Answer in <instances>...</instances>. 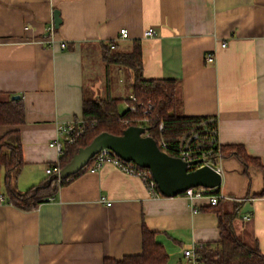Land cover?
I'll use <instances>...</instances> for the list:
<instances>
[{
    "label": "crops",
    "instance_id": "1",
    "mask_svg": "<svg viewBox=\"0 0 264 264\" xmlns=\"http://www.w3.org/2000/svg\"><path fill=\"white\" fill-rule=\"evenodd\" d=\"M150 27L157 34L145 36ZM122 28L128 37L120 38ZM136 39L145 78L180 81L179 114L216 117L219 142L243 144L258 159L222 158L216 189L229 209L241 203L237 235L264 254V0H0V94L20 95L26 113L18 126L19 189L60 170L62 155L49 144L59 124L83 117L87 69L95 70L96 58L105 64L103 46L127 50ZM93 82L92 98L102 96ZM12 128L0 125V137ZM206 206L207 198L153 195L141 178L105 163L37 207L0 202V264H104L140 255L144 225L169 253L164 264H189L186 248L221 238L217 213Z\"/></svg>",
    "mask_w": 264,
    "mask_h": 264
},
{
    "label": "trees",
    "instance_id": "2",
    "mask_svg": "<svg viewBox=\"0 0 264 264\" xmlns=\"http://www.w3.org/2000/svg\"><path fill=\"white\" fill-rule=\"evenodd\" d=\"M111 43L107 42L102 48L103 60L107 66L114 64L126 68L132 81L130 96L136 97L134 103L137 105V111L133 112L129 108L124 109L123 112L119 110V105L123 101L132 103L130 96L126 98L112 96L85 98L82 110L86 125L84 134L78 137L74 143L65 145L59 160V168L65 166L81 147L90 144L99 133L106 131L122 135L127 127L138 125L143 119H146V122L142 124L146 125L150 136L158 141L160 138H164L171 146H177L182 136L197 130L202 135L204 148L211 140L214 142L212 147L215 150V158L218 155L221 158L235 155L246 165L258 160L248 154L243 144L222 145L219 142V124L216 117L186 116L177 112L181 103L178 94L180 81L172 78H145L141 40L136 39L129 49L122 51L116 49L117 43L114 48L111 47ZM1 95L0 125H12L14 128L0 137V195L6 197L19 209L26 211L53 197L59 187L67 185L71 179L91 169L95 158L82 167V170L66 179L58 180L54 173L39 182V185L32 186L24 192L21 191L17 182L25 161L22 156V142L18 126L25 121V104L23 99H13L12 97L4 99ZM139 104L142 107L151 104L152 110L145 114ZM162 123H164V130L161 131ZM168 152L176 154L172 150H168ZM215 162L217 163V160ZM157 191L159 192L158 189ZM216 192L219 193V189ZM263 194L264 190L261 195ZM233 207L232 210L226 207L222 198L217 204L204 207L205 210L217 213L221 238L213 242H203V246L196 250L201 254L202 264H264V254L258 245H250L237 235L236 223L241 203L235 202ZM155 235L156 232L144 225L142 254L128 255L121 260L106 259L104 264L166 263L169 253L164 245L155 238Z\"/></svg>",
    "mask_w": 264,
    "mask_h": 264
},
{
    "label": "water",
    "instance_id": "3",
    "mask_svg": "<svg viewBox=\"0 0 264 264\" xmlns=\"http://www.w3.org/2000/svg\"><path fill=\"white\" fill-rule=\"evenodd\" d=\"M54 11V26L59 28L62 22L60 11ZM12 98L21 99L20 95H13ZM146 131L145 126L138 124L127 127L122 135L101 132L90 144L81 147L55 176L66 179L82 170L97 152L111 149L123 160L133 161L138 166L150 169L159 192L168 197L180 195L187 188L203 186L212 189L222 184V175L214 166L203 164L195 169L190 168V165H196L202 160L187 161L164 152L156 138L146 135Z\"/></svg>",
    "mask_w": 264,
    "mask_h": 264
},
{
    "label": "built area",
    "instance_id": "4",
    "mask_svg": "<svg viewBox=\"0 0 264 264\" xmlns=\"http://www.w3.org/2000/svg\"><path fill=\"white\" fill-rule=\"evenodd\" d=\"M53 29V28H52ZM157 30L154 27L148 28L145 32V36H152L156 35ZM128 37V31L126 28H122L120 30V38H126ZM115 42L111 43V47L114 48ZM221 46H226V42H222ZM216 59V52L215 51H209L206 55V63H212ZM132 103H128L127 108H129L131 111L136 112L137 111V105L134 103L136 100V97L134 95L130 96ZM140 107L141 104H139ZM152 108L151 104H148L147 106L142 107L143 112L145 114H148V112ZM139 125H143L146 127L145 124H142L143 122H146V119H143V121H140ZM58 135L57 137L53 138L50 142V147H55L57 152L59 154H62L64 147L67 143H74L78 137H81V135L84 134L85 131V120L82 117L80 120H72L69 122H66V124H59L58 125ZM160 130H164V123L160 125ZM202 131V130H201ZM146 135H149L148 130L145 132ZM158 145L161 150L168 153V150L174 151L176 154L174 156H178L180 158H183L187 161L197 160L201 159L202 162L197 163L196 165H190V168H197L199 166H203V164H208L214 166L216 169V160L219 162L222 158L221 156L214 157V151L212 145L214 142L211 140L208 144H206V148H204V143L202 140V135L199 131H192L188 134H185L182 136V139L179 141L177 146H171V144L166 141L164 138H160L158 141ZM170 153V152H169ZM173 155V154H172ZM94 164L90 167L92 171H96L105 163H112L115 166L119 167L123 172L131 173L139 178L142 179L146 183V185L149 188V191L153 195H158L160 192L157 191V183L153 179L152 173L150 169L141 167L136 165L133 161H127L123 160L121 157H119L116 153H114L113 150L109 149H102L99 152L96 153V156L94 157ZM216 159V160H215ZM215 160V161H214ZM47 174H53L55 169L51 167H47L46 169ZM219 170V169H218ZM59 171V170H58ZM57 171V172H58ZM61 178H58L60 180ZM215 188H206L203 186H197L196 188H187L183 191L180 195L186 196L191 201L196 200L198 198H207L209 201V205H215L218 203V201L223 198L224 196L219 192H216ZM104 200V198H102ZM6 199L3 195H0V202H4ZM196 210V208H195ZM203 246V242H199L197 245L191 248H186L184 250V257H186L189 261V264H202L200 257V252L196 251L197 249L201 248Z\"/></svg>",
    "mask_w": 264,
    "mask_h": 264
},
{
    "label": "rangeland",
    "instance_id": "5",
    "mask_svg": "<svg viewBox=\"0 0 264 264\" xmlns=\"http://www.w3.org/2000/svg\"><path fill=\"white\" fill-rule=\"evenodd\" d=\"M99 62V63H98ZM106 64V63H105ZM103 62H100V59H97L93 63V68L95 70H91V67L89 66L87 69V96L92 98L93 93L95 91V87L93 88L94 82L93 79L97 82L96 84H99V87L102 93L103 97L108 96V89H110L111 92H113V96L123 98V96L127 95L130 92V84L131 79L129 77V74L125 67H123V70L116 67V69H113V71L110 72L106 69H102L100 66H104ZM107 66V65H106ZM108 69V68H107ZM112 69V67L110 68ZM105 70V71H103ZM93 73V74H92ZM109 73V74H108ZM129 95H127L128 97ZM128 102L123 101L122 104L119 105V110L123 112L124 109L127 108Z\"/></svg>",
    "mask_w": 264,
    "mask_h": 264
}]
</instances>
